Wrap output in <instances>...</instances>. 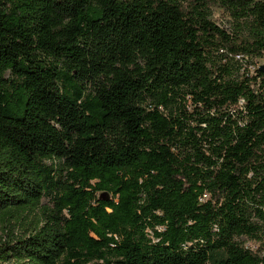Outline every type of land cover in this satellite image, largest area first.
<instances>
[{"label":"trees","instance_id":"trees-1","mask_svg":"<svg viewBox=\"0 0 264 264\" xmlns=\"http://www.w3.org/2000/svg\"><path fill=\"white\" fill-rule=\"evenodd\" d=\"M259 59L264 0H0V262L264 264Z\"/></svg>","mask_w":264,"mask_h":264},{"label":"rangeland","instance_id":"rangeland-1","mask_svg":"<svg viewBox=\"0 0 264 264\" xmlns=\"http://www.w3.org/2000/svg\"><path fill=\"white\" fill-rule=\"evenodd\" d=\"M212 21L216 22L218 25L223 26L224 28L228 29V30H233L235 29V25L236 23L233 22L229 17H227L224 12L220 9H214L213 10V14H212ZM247 30L242 28V30H239V35L243 36V35H247ZM262 66H264V61H259L258 67L261 68ZM103 197L107 198V195H102ZM43 204L46 205L47 202L44 200ZM30 220V218H24L20 220V223L17 224L16 221H13L12 224L10 226H8L7 224L1 223L0 222V238H3L7 236V232L8 233H21L22 231V227H27L26 224L28 223V221ZM9 235V234H8ZM262 238H264V235L261 236ZM241 242L245 245V247L257 250L259 248V243H256L253 240H249V239H241ZM0 264H17L14 260H10L8 262H0Z\"/></svg>","mask_w":264,"mask_h":264},{"label":"built area","instance_id":"built-area-1","mask_svg":"<svg viewBox=\"0 0 264 264\" xmlns=\"http://www.w3.org/2000/svg\"><path fill=\"white\" fill-rule=\"evenodd\" d=\"M237 60H242V57L241 56H238L237 57ZM259 61H261L260 59L259 60H256L252 65H249L248 66V69L251 71V74L252 75H256V71L259 70L260 68L258 67V64H259ZM264 61V60H262Z\"/></svg>","mask_w":264,"mask_h":264},{"label":"water","instance_id":"water-1","mask_svg":"<svg viewBox=\"0 0 264 264\" xmlns=\"http://www.w3.org/2000/svg\"><path fill=\"white\" fill-rule=\"evenodd\" d=\"M259 72H261L262 74H264V66H262V67L259 69Z\"/></svg>","mask_w":264,"mask_h":264}]
</instances>
